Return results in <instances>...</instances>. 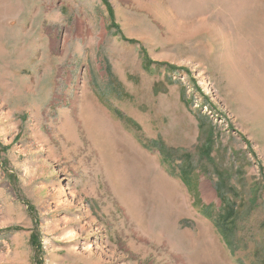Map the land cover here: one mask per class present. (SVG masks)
I'll use <instances>...</instances> for the list:
<instances>
[{
  "label": "rangeland",
  "instance_id": "374dc122",
  "mask_svg": "<svg viewBox=\"0 0 264 264\" xmlns=\"http://www.w3.org/2000/svg\"><path fill=\"white\" fill-rule=\"evenodd\" d=\"M0 264H264V0H0Z\"/></svg>",
  "mask_w": 264,
  "mask_h": 264
},
{
  "label": "trees",
  "instance_id": "16d2710c",
  "mask_svg": "<svg viewBox=\"0 0 264 264\" xmlns=\"http://www.w3.org/2000/svg\"><path fill=\"white\" fill-rule=\"evenodd\" d=\"M107 6H108L109 10H111V8L109 7V4H108ZM110 12H111V14H112V11H110ZM112 26L115 27V28H117V27H116L117 25H116L115 23H112ZM224 215H226L225 219L227 220V222H228V221H231V218H232V217H231L230 215H227V212H225ZM32 241H33V243L36 242V241H35V237H34V240L32 239ZM35 244H36V243H35Z\"/></svg>",
  "mask_w": 264,
  "mask_h": 264
}]
</instances>
